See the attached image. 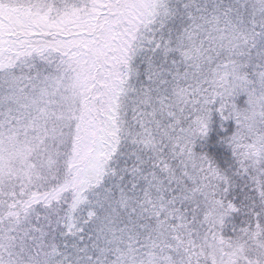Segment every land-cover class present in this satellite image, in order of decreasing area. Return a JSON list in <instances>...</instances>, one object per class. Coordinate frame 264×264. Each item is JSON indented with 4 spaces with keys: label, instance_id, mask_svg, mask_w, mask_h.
<instances>
[{
    "label": "snow or ice",
    "instance_id": "snow-or-ice-1",
    "mask_svg": "<svg viewBox=\"0 0 264 264\" xmlns=\"http://www.w3.org/2000/svg\"><path fill=\"white\" fill-rule=\"evenodd\" d=\"M0 264H264V0H0Z\"/></svg>",
    "mask_w": 264,
    "mask_h": 264
}]
</instances>
